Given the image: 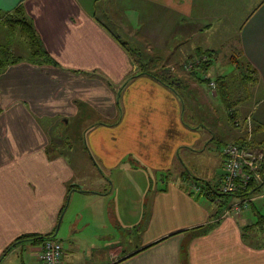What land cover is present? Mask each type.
I'll use <instances>...</instances> for the list:
<instances>
[{"label":"crops","instance_id":"obj_1","mask_svg":"<svg viewBox=\"0 0 264 264\" xmlns=\"http://www.w3.org/2000/svg\"><path fill=\"white\" fill-rule=\"evenodd\" d=\"M17 1L0 0V10L11 9ZM137 1L164 12V18L154 19L152 24L143 27L142 32L136 29V33H128L130 27H126L128 32L123 31L126 39L116 31L121 27H114L113 31L105 27L109 2L99 4V8L93 5V9L88 0H22L25 14L32 20L43 46L57 64L32 65L19 61L5 66L0 72V264H40L38 244L20 237L50 232L58 217L55 235L62 247V264H264V236L263 240H258V235L254 234V240L261 243L254 246L252 238L245 240L239 229L240 222L244 225L254 219L249 206L238 215L227 213L215 221L213 215L218 209L215 201L219 198L215 197L211 202L203 188L197 192L196 183L184 177L183 170L178 169L179 173L172 178L163 174V183L155 186L150 194L143 220L138 216L130 222L125 221L113 198H109L111 181L104 189L107 177H103L100 169L106 165L104 169L109 171L107 167H110L108 154L101 150L108 138L107 131L99 130L90 138L93 129L106 124L94 121L98 123H92L82 131L89 153L75 155L78 160L75 163L81 168H70L71 163L52 152V146L60 148L50 138V128L56 123L64 124L77 118L90 121L92 111L108 119L121 112V90L117 108L114 90L101 78L117 83L141 68L135 60L137 50L129 44L130 39L142 40L156 50L166 45L167 34L187 41L197 39L196 46L190 48L193 53L196 47L215 49L200 44L198 37L201 34L213 32L208 39L217 36L226 39L234 30L238 36L235 37V53L239 52V60L243 59L256 72L254 88L264 84V0H240L238 5L234 0ZM149 15L147 19L150 20ZM223 27H233L232 32L227 31L230 36L220 30ZM113 33L127 41L129 48L116 40ZM147 57L143 64L150 62L151 56ZM175 57L176 52L168 55L163 63L169 65ZM175 77L182 78L177 74ZM151 79L147 73H141L131 77L130 81L146 85L139 89L154 86L164 92L165 89ZM194 83L181 87L186 92L187 104L196 100ZM168 97L169 101H162L153 115L144 119L146 124L157 127L161 121L155 113H170L164 130L140 138L145 141L141 163L158 173L167 170L174 150L178 154L177 150L183 148L187 155L191 150L190 140L180 138L184 132L183 105L172 95ZM77 102L81 104L77 105ZM190 109L204 121L208 119L207 113L216 116L219 123V114L213 113V109L209 110L202 102L201 106L197 104ZM238 113L236 109L235 120ZM252 122L256 123V119ZM209 124L210 129L205 126L213 137L218 134V129L214 127V121ZM222 132L232 137L231 142L246 137L241 128L224 126ZM253 132L250 140L256 146L264 147V137L258 138ZM91 151L95 157H100V163ZM218 154L216 171L222 169L220 150ZM96 166L100 169L99 175ZM216 173L221 175L220 171ZM78 176L92 177L96 188L84 192L75 183L79 181ZM262 181L260 189L251 194V200L264 213V176ZM79 196L86 198L89 208L76 205ZM233 198L227 201H234ZM123 220L129 233L127 229L125 231ZM205 223H210V228L204 231L196 228ZM130 226H133L131 233ZM106 229L109 231L105 232Z\"/></svg>","mask_w":264,"mask_h":264},{"label":"rangeland","instance_id":"obj_2","mask_svg":"<svg viewBox=\"0 0 264 264\" xmlns=\"http://www.w3.org/2000/svg\"><path fill=\"white\" fill-rule=\"evenodd\" d=\"M88 1L93 9V5H97V8H99V4H106L109 2L105 27L111 31L115 30L114 27H121L116 29V31L119 32L121 37L124 35V38H126V35L123 31L128 32L126 31V27H130V31L128 33H136V29L142 32L143 27H147V24L150 22L152 24L154 19L157 20L158 18H164V12L150 6L146 7V3L139 2L137 0H127L124 3L123 0ZM117 2H120L121 4H117ZM239 2L240 0H234V3L237 5ZM134 3H137L138 5ZM147 14H150L149 16H151L152 19H147ZM9 29L10 27L6 24V22L0 23V60L3 58H9L10 55L18 54L24 56L29 50L26 41L20 36V34H18V32L14 33V31L11 32ZM232 29L231 27L220 28L221 31H225L224 33L229 36L230 34L227 33V31L232 32ZM235 32L236 31L233 30V34L230 38L226 39H218V36L213 40L208 39L211 38L210 36H213V32H210L212 34L197 35L199 36L198 38L201 39L200 44H202V46L215 48L211 65L209 66L205 76L209 78L211 82L217 75L227 76L226 80L228 81L227 87H229V91L226 89V94L228 95L230 103L235 105L234 107L239 112L235 120L237 122L235 126L237 127L232 126L233 124L227 120L223 110V105L219 101V97L217 98L215 96L213 82L212 85L209 86L205 83V81L197 83L199 85H196L195 82L194 87H196V90L193 91V96L196 100L195 102L187 104L188 98L186 92H184V90H182L177 83H173L171 79H173V77L177 74L182 77L179 79L180 82L182 81V84L186 85V83L190 84L193 82L186 76V71L189 68L188 63H192L193 59H187L188 56L192 54L190 48L196 46L199 41H197V39H190L187 41L176 36L169 37L167 34L166 45L158 47L157 50L151 46L149 47L147 43H144L142 40L136 41L134 39H130L129 42V44L136 48L137 52H139L142 62L148 59L147 56H151L149 60L150 62L147 65H141L140 67L144 70H149L150 72L152 71L155 74L157 73V69L159 70L161 66L164 67L163 62L167 61V56L176 52L177 57L168 63L169 75L173 77L169 76L167 71H165L164 74L159 73V76L163 79L164 83L168 80L171 81V83L166 85L153 77V80H150L151 82L163 87L165 89L164 92L154 86L146 87L147 89H139L138 87L146 85H142L140 83L135 84V81H130L131 78L127 80V83L125 80L118 81L117 83L113 81L109 82V87L114 90L115 94L116 92L119 94L121 86L126 83L120 91L121 112L116 117L108 119V117L101 116L92 111L90 121H84L77 118L64 124L60 122L56 123L50 128V138L54 144H59L60 148L56 149L52 146V152L61 155L65 162L71 163L70 168H81L80 164L75 163L78 161L75 160V155H81V153L86 152L89 153V150L85 145V133L82 136V131H84L90 124L92 126L94 121H100L106 124L105 126L98 125L95 129H93L90 133V138L92 139L93 135L99 130L104 129L107 131L106 136L108 138H106V144L103 145L101 150L103 153L108 154V165H110V167L107 168L109 171L104 169L106 165L100 167L104 174L103 177H107L104 180V189L109 186L111 181L112 188L110 186L108 187V190H111L109 198H113L117 209L121 212V215H123L124 220L128 222L138 216L140 220L144 219L146 206L154 187L157 185L161 186L163 179L165 178L163 176L167 175L170 178L171 176H174L176 172L179 173L178 169L183 170L186 173L184 177L196 182L198 185L202 182L199 179L205 178L208 179L210 185L213 187V182L216 181L217 176L214 166L216 161L219 159L218 151L221 149L224 141L231 142L232 140L231 136L222 132L224 126H227L230 129L238 130L241 128L246 134V137H248V135H251L252 133L251 128L260 125V127L257 126L253 133L254 136H257L258 138L260 136L261 138L264 137V84H258L255 89V85L245 86L240 83L242 77V73L240 71L241 69L238 67L237 62L233 59L236 58L239 60L240 56L239 52L237 54L235 53V37L238 38ZM177 44H179V47L176 46ZM175 47H177L176 50H174ZM186 61L188 62L186 63ZM242 61L244 60L242 59ZM184 64H187L186 68L184 67ZM179 65L181 69L177 67ZM2 68L3 67L1 66L0 71ZM199 76H201V74H199ZM101 80L108 84V80L102 78ZM197 86H199L200 89H198ZM170 87H172V89ZM169 95L175 97L179 103L183 105L181 109L183 125H181L184 127V132L180 138L181 140H190L191 144L189 147L191 150H188L190 153L189 155L185 153L183 148H180V151L179 149L177 150L178 154L175 153L174 150L173 157L171 158V164L167 167V170L163 169L162 173L159 172L161 173L159 174L157 171H154L141 163L140 158L145 141L140 140V138L149 136L152 132H160L164 130V123L169 121L170 113H167L166 115L162 113L158 114L157 112L155 113L161 121V125L157 127H152L151 125L146 124L144 119L152 116L157 106L162 101H169ZM201 102L202 104H205L209 110L213 109V113L219 114V123L215 118L216 116L212 117L207 113L208 119L204 121L203 119H200L196 113L192 111V109H190L195 108L197 104L201 106ZM76 104L80 105L81 103L77 102ZM253 118L256 119V123L252 122ZM211 121H214V127L218 129V134L213 137H211L212 134L210 133V135L209 130L206 128V126H208L210 129L211 124L209 123H211ZM201 123H203V125H201ZM191 128L194 129L190 132ZM248 132L249 134H247ZM92 156L100 163V157H95L93 153ZM82 160L86 161L85 158H82ZM93 163H95V161ZM87 165L88 164L86 163V168ZM96 168L99 175L100 169L98 166H96ZM173 168H175V170H173ZM93 173L94 172H92V174ZM195 177L199 179L195 180ZM78 178L79 181L75 183L78 184L80 189L84 192L90 191L91 188H96V184L94 183L92 177L85 178L78 176ZM174 178L176 180L178 179L177 177ZM160 180H162V182H160ZM204 187L205 185L203 184V188ZM80 193L83 192L80 191ZM224 196L225 195H220L218 197ZM199 197L202 198L201 195H199ZM79 198V203L76 205L80 208H89V205L85 203L86 198L84 196H79ZM58 218L54 223L53 229L58 226ZM124 220L122 221L123 223H125ZM241 225L242 223L240 222L239 226ZM92 229H94V227ZM100 229L102 231L101 236L103 237L105 234L103 232V226L100 227ZM132 229L133 226H130V233L132 232ZM248 229L249 231H244L247 233V237L252 238L251 242L255 244L257 243L253 236L258 233V239L263 240V237L260 236L262 234L260 230L258 231L256 228ZM107 231L109 230L106 229L105 232ZM125 231L128 232L126 223ZM51 238L57 239V235H53ZM132 239H134V237Z\"/></svg>","mask_w":264,"mask_h":264},{"label":"trees","instance_id":"obj_3","mask_svg":"<svg viewBox=\"0 0 264 264\" xmlns=\"http://www.w3.org/2000/svg\"><path fill=\"white\" fill-rule=\"evenodd\" d=\"M6 22V24L10 27V31L14 33L18 32V34H20V36L26 41L27 45H28V51L26 53V55L22 56V55H10L9 58H3L2 60H0V67L2 66L3 68L9 64H13V63H17L19 61H25L27 63H30L32 65H39V64H51V65H56L57 62L54 60L53 57L50 56V54L47 52V50L45 49V47L43 46L39 35L32 23V20L30 19L29 16H27L24 12L23 9V5H22V0H19L15 3V5L9 9V10H0V23ZM112 36L118 40L121 44H126V47L129 48L127 46V41H123L119 35L117 33H113ZM131 51L133 50L132 47H130ZM134 52V51H132ZM135 53V52H134ZM215 51L214 49H208V48H200V47H196L193 51V53L191 55L188 56L189 60L190 58L193 59V62L191 63L190 67L187 69L186 71V76L188 77V79L192 80L193 82L199 83L202 81H205V83L209 86V82H211L209 80V78H207L206 72L209 68V66L211 65V60H212V56L214 55ZM135 60L138 62V64L141 65H147V63L142 62V60L140 59V55L139 53L136 51L135 53ZM233 58V57H231ZM236 62L238 67H240V71L242 73V77H241V81L240 83L243 85H255L257 82V75L255 70L250 66L247 65V63L241 61V60H237L236 58H233ZM187 62V61H186ZM179 69L180 65L177 66ZM3 68L1 69V71L3 70ZM169 67L168 65L164 64V67L161 66L160 69L156 70L157 73H153L152 71L150 72L149 70H144L142 67L135 73L131 74L130 76H128L125 79V82L127 83V80L131 77L136 76L137 74H141V73H147L149 76L159 80L160 82L164 83L163 79L160 78L159 73H165V71L168 72ZM183 70V68H182ZM0 71V72H1ZM199 74H201V76H199ZM169 75V72H168ZM171 76V75H169ZM173 77V76H171ZM225 75H217L212 82L214 83V91H215V96L218 98L219 97V101L221 102V104L223 105V110L224 113L226 115V118L229 120V122H231L233 125L236 124L235 122V112H236V108L234 107L235 105H232L230 103V100H228V95L226 94V89L229 91V87H227L228 85V81L226 80ZM168 80V79H167ZM173 81V83H177L178 86L180 87H184L185 85L182 84L179 80V78L173 77V79H171ZM126 83L123 85L125 86ZM171 83V81H167L164 84H168ZM108 86L110 85V83L108 82L107 84ZM120 88V90L122 89V87ZM172 89V87H170ZM230 95V94H229ZM118 96L119 94L116 92L115 95V100H118ZM238 100V99H236ZM118 104H117V108H118ZM98 122H95L93 124H97ZM251 131H254V128H251ZM251 136L250 134L248 135V138L244 137L242 140H236L234 142H228V143H234L236 144L238 147H259L256 146L255 143L250 140ZM227 143L223 144L221 149H220V155H222V148L226 145ZM259 148H263L264 147H259ZM223 169V168H222ZM224 170V169H223ZM264 172V167L260 169V173L261 176ZM161 174V173H159ZM186 174V173H185ZM217 174V173H216ZM225 174H217L216 176V181L213 182V187L210 185L209 181L207 180H203V179H199L195 177V180L199 179L202 182L200 183V185H198L196 182V184L194 185L197 189L196 191L198 192V190L200 188H203V184L205 185V187L202 189L204 191V194L207 195V198L209 201H214V198L217 197L219 198L216 202L217 207V211L216 214L213 215V218L215 221H218L219 218L221 217V215L224 213V211L228 210L231 203L233 201L228 202L227 199L230 198L233 200L235 199H239V200H243V199H247V205L249 206V209L251 210V212L254 214V219L252 220V222L248 223V224H244L239 226V229L241 230V233L243 234V238L245 240L248 239L247 237V233L244 231H249L248 228H253V229H257L258 231L260 230V232H262V234L260 236H264V213L261 212L258 207L256 206V204L254 202H252L251 199H249V196L251 194H254L255 192H257L261 185L262 182H255L252 179L247 182V184H242L240 183H236L235 187L233 190L231 191H223L221 189V186L223 184V180L225 178L224 176ZM191 181V180H190ZM243 186V187H241ZM70 189V188H69ZM220 195H225L224 197H218ZM227 196H231V197H227ZM250 204V205H249ZM220 206H223V209L220 210ZM63 208V207H62ZM61 208V210H62ZM220 216V217H219ZM215 221H210V223H213ZM210 223H205L203 225H200L199 228L201 230L204 231V229L206 228H210ZM53 230H51L48 233H44V234H39V235H31V234H26V235H22L20 238L23 240H31L33 242H35L36 244H40L41 242H43L45 239H50L53 236ZM256 232V231H255ZM258 233V232H257ZM259 235V233L257 234ZM54 239V238H53ZM259 240V239H258ZM252 245L254 246H260L261 243H253L251 242ZM262 244H264V241L262 242Z\"/></svg>","mask_w":264,"mask_h":264},{"label":"built area","instance_id":"obj_4","mask_svg":"<svg viewBox=\"0 0 264 264\" xmlns=\"http://www.w3.org/2000/svg\"><path fill=\"white\" fill-rule=\"evenodd\" d=\"M190 65L191 63H188V67ZM186 66L187 64H184L185 68ZM209 85H212V82H209ZM221 163L222 168L227 173L224 175L225 178L221 186L223 191H231L234 189L236 183L247 184L251 179L255 182H263L264 172L262 176L260 173L261 167H264L263 148L238 147L234 143H227L222 148ZM249 199H252L251 196H249ZM244 207H247V199H236L231 203L229 209L224 211L221 217L227 213L238 215ZM61 255L62 247L56 239H45L38 245L37 257L40 264H62Z\"/></svg>","mask_w":264,"mask_h":264},{"label":"water","instance_id":"obj_5","mask_svg":"<svg viewBox=\"0 0 264 264\" xmlns=\"http://www.w3.org/2000/svg\"><path fill=\"white\" fill-rule=\"evenodd\" d=\"M218 171H220L221 174H227L225 170L220 169V170H218ZM218 171H216V172H218ZM59 219H60V217H59ZM59 219H58L57 225L59 224ZM57 227H58V226H56V228H55V232L53 233V235H55L56 230H57Z\"/></svg>","mask_w":264,"mask_h":264}]
</instances>
